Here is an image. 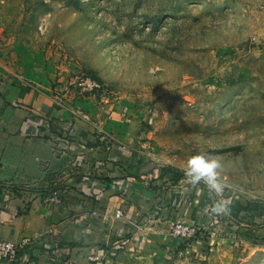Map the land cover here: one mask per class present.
I'll return each instance as SVG.
<instances>
[{
	"label": "rangeland",
	"instance_id": "374dc122",
	"mask_svg": "<svg viewBox=\"0 0 264 264\" xmlns=\"http://www.w3.org/2000/svg\"><path fill=\"white\" fill-rule=\"evenodd\" d=\"M0 67L72 104L75 133L6 195L75 222L103 190L129 194L127 264H264L263 0H0ZM196 153L221 162V194L185 177Z\"/></svg>",
	"mask_w": 264,
	"mask_h": 264
},
{
	"label": "crops",
	"instance_id": "0c3cea01",
	"mask_svg": "<svg viewBox=\"0 0 264 264\" xmlns=\"http://www.w3.org/2000/svg\"><path fill=\"white\" fill-rule=\"evenodd\" d=\"M1 68L0 186L14 168L29 172L45 160L52 161L50 150L54 151L58 140L61 137L71 140L75 134L70 128L74 119L69 113L72 104L54 96L52 91L41 90L2 73ZM95 184L102 188V183ZM102 192L95 195L99 203L89 212L84 208L76 221L71 222L65 219L66 215L62 217L64 208L11 198L0 187V241L34 240L18 260L0 264H109L105 260L107 248L117 237L123 238L126 247L116 264H127L133 256L140 258L139 250L132 245L138 227L135 208L131 211L127 208L134 204L131 196L116 193L109 197V191ZM111 193H114L112 189ZM119 210L125 212V217L115 216ZM49 231L54 233L56 246L53 242L40 241ZM78 237L82 240L77 243ZM143 243L146 248L147 242ZM56 248L59 250L56 254L64 261L53 256Z\"/></svg>",
	"mask_w": 264,
	"mask_h": 264
},
{
	"label": "clouds",
	"instance_id": "9594fccd",
	"mask_svg": "<svg viewBox=\"0 0 264 264\" xmlns=\"http://www.w3.org/2000/svg\"><path fill=\"white\" fill-rule=\"evenodd\" d=\"M221 168L222 164L219 160L204 153H196L188 157L184 175L193 186L203 181L210 192L219 195L226 187V184L218 175V170ZM212 211L217 214L227 215L230 213L231 207L226 200H220L214 203Z\"/></svg>",
	"mask_w": 264,
	"mask_h": 264
},
{
	"label": "built area",
	"instance_id": "2783aa9c",
	"mask_svg": "<svg viewBox=\"0 0 264 264\" xmlns=\"http://www.w3.org/2000/svg\"><path fill=\"white\" fill-rule=\"evenodd\" d=\"M89 85L91 87V89H99L101 86L97 83L94 82L93 80L90 79H86L85 81L81 82V85L84 86V88L86 87V85ZM115 216L117 218H121L124 216L122 211H117L115 213ZM185 233L184 228H182L181 226H178L175 230V235L179 236L180 234ZM33 239L30 238H24L22 241L20 242H13V241H0V262H12V261H16L18 260L20 254L22 252H24L26 250V248L33 243ZM41 242H46V241H53V237L50 235H46L45 237H43L41 240ZM120 248H117V250L114 249V251L112 252L111 249L108 250V254L105 257L107 261H113L114 257L116 256V254L119 252ZM116 253V254H113ZM98 258H93V260H97Z\"/></svg>",
	"mask_w": 264,
	"mask_h": 264
},
{
	"label": "trees",
	"instance_id": "16d2710c",
	"mask_svg": "<svg viewBox=\"0 0 264 264\" xmlns=\"http://www.w3.org/2000/svg\"><path fill=\"white\" fill-rule=\"evenodd\" d=\"M238 205H240V204L238 203Z\"/></svg>",
	"mask_w": 264,
	"mask_h": 264
}]
</instances>
